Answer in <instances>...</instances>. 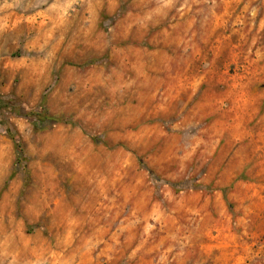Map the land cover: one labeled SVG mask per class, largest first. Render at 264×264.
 I'll list each match as a JSON object with an SVG mask.
<instances>
[{
	"label": "rangeland",
	"instance_id": "1",
	"mask_svg": "<svg viewBox=\"0 0 264 264\" xmlns=\"http://www.w3.org/2000/svg\"><path fill=\"white\" fill-rule=\"evenodd\" d=\"M0 264H264V0H0Z\"/></svg>",
	"mask_w": 264,
	"mask_h": 264
}]
</instances>
